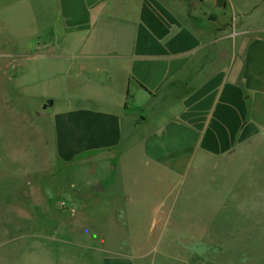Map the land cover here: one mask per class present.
Masks as SVG:
<instances>
[{
	"label": "crops",
	"instance_id": "obj_1",
	"mask_svg": "<svg viewBox=\"0 0 264 264\" xmlns=\"http://www.w3.org/2000/svg\"><path fill=\"white\" fill-rule=\"evenodd\" d=\"M25 7L24 39L39 43L28 50L22 85L35 90L45 79L46 87L63 89L56 99L45 96L43 109L29 103L40 116L54 107L45 115L60 164L89 154L117 161L134 151L149 169L184 176L199 162L264 144V0H29ZM38 63L41 85L31 77ZM43 63L52 75L43 77ZM8 113L0 110V120ZM10 149L0 146V153ZM4 184L10 199L14 184ZM118 197L131 200L125 192ZM137 214L171 215L164 208ZM100 264L219 263L151 251L106 255Z\"/></svg>",
	"mask_w": 264,
	"mask_h": 264
},
{
	"label": "rangeland",
	"instance_id": "obj_2",
	"mask_svg": "<svg viewBox=\"0 0 264 264\" xmlns=\"http://www.w3.org/2000/svg\"><path fill=\"white\" fill-rule=\"evenodd\" d=\"M27 1L0 0V110L9 112L0 120V146L11 148L0 153V264H100L106 255L151 251L201 262L264 264L263 143L199 162L184 176L149 169L134 151L117 161L111 154H89L60 164L45 115L54 107L39 110L40 116L29 103L40 106L45 96L56 99L63 89L46 87L45 79L39 84L40 63L31 77L41 86L22 85L28 50L39 43L34 40L33 48L24 39ZM52 8L48 23L57 16ZM41 68L43 77L52 75L49 65ZM108 161L110 169L103 170ZM113 177L119 183L110 191ZM6 182L14 184L10 199L1 193ZM124 192L130 201L118 199ZM157 208L171 215L137 214ZM155 223L158 228L146 234ZM147 238L149 245L142 243Z\"/></svg>",
	"mask_w": 264,
	"mask_h": 264
},
{
	"label": "water",
	"instance_id": "obj_3",
	"mask_svg": "<svg viewBox=\"0 0 264 264\" xmlns=\"http://www.w3.org/2000/svg\"><path fill=\"white\" fill-rule=\"evenodd\" d=\"M46 107V106H45ZM103 188H102V185L101 184H98V186L96 187V190L97 191H101Z\"/></svg>",
	"mask_w": 264,
	"mask_h": 264
}]
</instances>
